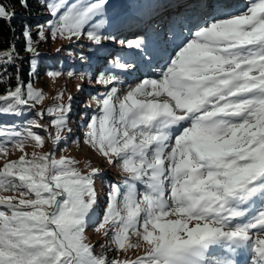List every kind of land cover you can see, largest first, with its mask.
<instances>
[{
  "label": "snow or ice",
  "instance_id": "6c2138e0",
  "mask_svg": "<svg viewBox=\"0 0 264 264\" xmlns=\"http://www.w3.org/2000/svg\"><path fill=\"white\" fill-rule=\"evenodd\" d=\"M19 2L29 9L30 0ZM34 2L54 18L37 25L40 40L47 28L53 38L86 39L97 50L111 42L147 53L142 36L105 35L94 22L107 0ZM15 15L0 2V21L11 25ZM21 35L29 54L23 59L35 75L40 54L31 26L23 25ZM173 51L158 74L123 95L118 85L134 65L115 56L109 63L121 74L109 70L96 78L109 90L92 97L97 107L85 133V143L121 176L96 228L107 226L104 234L119 250L143 243V254L117 261L95 253L86 229L96 213L101 170L82 171L78 160L52 150L25 152L29 141L38 148L45 143L33 129L47 126L30 119L23 133L0 124V155L7 156L8 144L21 152L0 164V192L18 193L0 195V264H264V0L213 15ZM21 59L16 45L0 48V85H9L0 92V117H19L44 99L23 80ZM62 97L36 112L51 117L53 145L65 129L71 132L73 97Z\"/></svg>",
  "mask_w": 264,
  "mask_h": 264
},
{
  "label": "rangeland",
  "instance_id": "374dc122",
  "mask_svg": "<svg viewBox=\"0 0 264 264\" xmlns=\"http://www.w3.org/2000/svg\"><path fill=\"white\" fill-rule=\"evenodd\" d=\"M175 1L177 0H164L163 5L158 8V11L161 13H168V11L172 12L174 10L180 9V7H177V5L181 6L180 3ZM187 1L189 0H185L184 3H186ZM205 1L206 0L197 1L198 3H200L197 5L199 13L196 16L197 21L193 23V26H187L185 21L186 17H183V15L181 17H176V35L179 34V37L174 36L173 43H170L172 42V35L170 33V30H167L165 28L163 31L153 29L152 31H150L149 35H146V32H144L143 28H136L134 25L135 22L142 23V26L149 25L151 24V19L152 21L156 19L161 20L162 17L160 15L150 14L144 19H138L137 21H134L135 17L132 18V13L135 14V12L137 13V11L143 10L144 7L142 8L141 6H139L137 9H132L130 12L127 11V8H125L126 11H123V8H121L120 5H117L114 8L115 11H113L111 8L106 7L104 15L97 18V20H102V22L106 25L105 28L103 26L104 34L111 35L115 33L114 36L120 39H132L137 36H142L147 44V53L142 55L137 50L121 48V46L118 44L105 42L104 47L100 48L98 52L94 53L97 54L94 56V58L96 59V61H94L95 68L92 70V66L89 67L88 73L81 70V67L73 66V72L75 71L74 75H69L68 78H64L62 75H60L59 77H50L47 75L49 71H46L42 78L37 79L34 87L38 90H42L45 94L44 99L39 104L45 103V107H47L51 104L58 103L59 101L56 99V97L61 93L63 94L62 99L64 101H67L69 95L73 97L72 111L74 110V112H72V114H69L68 128H70L72 132L75 133L71 138H69V140H67L66 138L68 133H62V135L64 136V139L62 140L63 144L61 145V147L56 148L55 151V154L58 153L57 158H59L60 156H70L75 158L80 162L78 167H80L82 171H89L92 167L99 168L101 170L99 175L106 176L108 179V184L111 183H109V180L117 181L118 183L119 181H121L120 173L116 172L119 170L118 167L110 165L104 157H102L97 151L93 152L90 147L86 146L85 152L83 151L82 147V141H84L82 139L85 137V133L87 132V129L85 130L84 127L85 125H87L90 117L95 114V110L97 107L96 102L92 99V97L98 95V93L100 92L104 93L109 90V86L97 84L95 82L96 78L102 72H106L109 70L114 71L117 74H121L122 70L112 69L109 62L113 60L115 56L123 57L127 63L134 65V70L128 72L127 74H123L121 83L120 85H118V87L120 88V95H123L129 88L134 87L137 83H139L140 80L144 79L145 77L155 76L156 74H158L159 69L165 65V61L167 60V58L170 55L174 54L173 50L176 48L177 44H179L185 37L189 36L190 33L195 32L197 26L202 25L213 15L220 16L227 13L241 12L245 10L250 3L254 2V0H219V2L215 0V2H212V8L210 9L209 7H211V3L205 6ZM172 6H174V9H171ZM201 13L204 14L201 15ZM196 22L197 24H195ZM171 24L173 25L174 22H171ZM164 25L165 27H167L168 25V22L165 20ZM155 31L158 32L155 33ZM45 34L47 37L46 39H48L51 43L64 42V44L69 46L73 42L75 44H83L85 47L91 46L97 49V46L92 43L90 44V41H87L86 39H81L80 41L74 40L72 42H69L68 40L62 37L60 38L59 36L53 38L51 37L47 29H45ZM44 49L48 50V48L45 46L38 48L37 51L40 52ZM88 55H90V53H88ZM153 56L157 57V60L163 61L160 66H157L158 64L155 63H150V61L153 59ZM76 61H79V57L76 59ZM72 62H74V60H72ZM105 66H107V68H105ZM137 68H140V70ZM64 70H66V67H64L61 71L65 76ZM81 76L84 77L83 80L80 78ZM73 79H75V83L72 82ZM77 85L81 86V90H77ZM51 127L56 132L55 127L53 125H51ZM44 129H46L47 132L49 131V128L47 127ZM83 130H85V133H82ZM72 132H70L69 134H72ZM64 145H67V148L60 152L61 148L64 147ZM7 147L8 154L6 157L0 155V164H2L5 159H17L21 155V152L18 149L14 148V146L9 147V145H7ZM46 147L47 146L38 148L34 145V142L29 141L25 143L24 150L29 154L34 151L43 153L46 152ZM113 172H116V174L113 175ZM101 182L102 180L99 183L95 178V188L98 193V203L96 205V213L93 217V223L90 224L91 227L94 226V224H98L100 222L103 215L101 216V218H99V214H104L108 202V199H106L107 195L105 191L110 188V185L105 187L104 184H101ZM0 195L9 196L18 195V193L8 191L0 192ZM91 227H88L86 229L87 242L97 246L101 242L99 236L101 234H104L107 226L105 229L101 230H97L96 225L93 227V229H90ZM108 238L110 239L108 246L109 249L107 250L108 252H104L101 250L96 254L104 255L108 259L110 257L109 260H133L142 255L144 252L143 243H141V247L128 249L127 251H125L115 248V245L112 244V236L110 233L108 235ZM130 239L133 243L136 241L135 236H130ZM217 255H224V253H220L218 251Z\"/></svg>",
  "mask_w": 264,
  "mask_h": 264
},
{
  "label": "trees",
  "instance_id": "16d2710c",
  "mask_svg": "<svg viewBox=\"0 0 264 264\" xmlns=\"http://www.w3.org/2000/svg\"><path fill=\"white\" fill-rule=\"evenodd\" d=\"M161 1L163 0H141V1L140 0H126V2L129 4L131 8H133L135 4L140 5L142 4L141 2H143V4L145 3L144 5L145 11H147L150 6H157ZM0 2L4 3L9 8H14L16 12L14 19L11 21V25H9L8 23L4 21H0V48L7 49L10 45L14 44L19 49L20 56L22 59L17 61V63L22 64L21 75L25 82L31 80L33 85H35L37 79L42 78L46 71H58L61 73V75L64 78H68L70 72L72 73V75H74L75 71L73 72V66L81 67V69L84 72L88 73V70H89L88 66L91 61L90 55H92L95 52L93 47L91 46L85 47L83 44H75L73 42L71 43V45L67 46L66 44H64V42L51 43L48 39L40 40L39 36L36 35L37 25L46 24V21H48L49 19H54L47 14L45 9L38 7L37 4L34 2V0H30V7L28 10H26L25 8L21 6L19 0H0ZM117 5L123 6V0H107V8H111L112 10H114L115 6ZM94 22L102 24V29H101L102 31H103V26L104 28L106 27L105 23H103L102 20H96ZM23 25L31 26L34 39L37 41V43L34 45L36 49L45 47V46L48 48V50L44 49L43 51L39 52L40 55L38 59V71L35 73V75H31L32 68L29 62L26 59H23L29 55L27 52L23 50L24 49V37L21 35V29ZM57 49H59V51H57ZM81 53H83L85 56L88 57L87 61H81L80 59L79 61H76V59L80 57ZM88 53H90V55H88ZM72 60H74V62H72ZM64 67H66V70H64L65 76L61 72ZM105 68H107V66H105ZM14 73H15L14 69H9L10 76L14 75ZM72 82L75 83V79H73ZM8 86L9 85L7 84V80H6L5 84L0 85V92H3L5 88ZM11 86L13 87L15 86L14 80ZM101 93L102 92L98 94H101ZM43 108H45V103L37 104L35 109H32V110L25 109L23 115L19 117L12 116V115L2 116L0 117V124H6L9 127L15 126V129L17 131H20L21 133H23L26 122L30 119H37L40 123L46 125L47 128H49V131L47 132L46 129H36V128H34L33 130L45 138L44 146H47L46 152L49 150H52L55 154L56 148L61 147V145L63 144V141H59L55 145L51 143L50 136L55 135V131L51 127L52 125L51 117L47 114H44L42 118L36 116V112H38L39 110ZM84 129L85 130L87 129V125H85ZM0 131H3V128H0ZM84 140H86V136L84 137ZM8 145L9 147L13 146L12 144H8ZM88 147L90 146L88 145ZM66 148H67V145H64V147L61 148L60 152L65 150ZM90 149L93 150L91 147ZM55 155L56 157H58V153H56ZM116 172L120 173V170ZM116 172H113V175H115ZM96 179L98 180L99 183L102 180L101 184H104L105 187L110 185V188L112 184L118 183L117 181H113L112 183L108 184L107 177L103 175H98ZM110 188L105 191L107 195L106 199H108V193L110 191ZM102 215L103 213H100L99 218H101ZM95 225L96 224H94V226ZM94 226L92 227L89 226V227H91L90 229H93ZM99 237H100L99 239L101 242L97 246L94 245L95 253L101 250L104 252H108L107 250L109 249L108 246L110 242L108 235L106 236L105 234H101ZM102 245L104 246L103 248H102Z\"/></svg>",
  "mask_w": 264,
  "mask_h": 264
},
{
  "label": "bare ground",
  "instance_id": "6f19581e",
  "mask_svg": "<svg viewBox=\"0 0 264 264\" xmlns=\"http://www.w3.org/2000/svg\"><path fill=\"white\" fill-rule=\"evenodd\" d=\"M192 9H194V8H192ZM198 10H199V9H198ZM195 11H197V9H195ZM197 15H198V11H197L196 14H194V16H193V15L191 16L189 10L186 11V12L183 14V17H186V18H185V21H186L187 26H193V25H194L193 23H194L195 21H197V20H196V16H197ZM187 16H188V17H187ZM195 24H197V22H196ZM171 32L174 33V36L179 37V34L176 35V32H177V29H176V28H173V29L171 30Z\"/></svg>",
  "mask_w": 264,
  "mask_h": 264
}]
</instances>
